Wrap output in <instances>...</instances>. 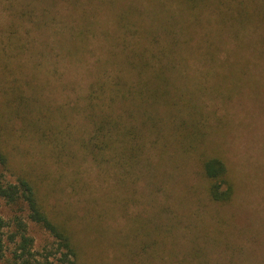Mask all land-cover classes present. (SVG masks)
<instances>
[{
    "label": "rangeland",
    "instance_id": "rangeland-1",
    "mask_svg": "<svg viewBox=\"0 0 264 264\" xmlns=\"http://www.w3.org/2000/svg\"><path fill=\"white\" fill-rule=\"evenodd\" d=\"M163 48L171 72L124 66L158 68ZM117 77L148 91L97 88ZM0 146V184L36 179L80 264H264V0H0ZM208 158L229 199L210 197ZM16 214L42 262L55 239L0 197Z\"/></svg>",
    "mask_w": 264,
    "mask_h": 264
},
{
    "label": "trees",
    "instance_id": "trees-1",
    "mask_svg": "<svg viewBox=\"0 0 264 264\" xmlns=\"http://www.w3.org/2000/svg\"><path fill=\"white\" fill-rule=\"evenodd\" d=\"M9 39V35L6 37ZM168 49V48H167ZM172 51V47H169ZM166 49L163 48L162 51ZM168 61L163 63L158 68L150 66V63L142 58V53L139 54V61H128L124 66L132 67L136 71L133 74L135 77H143L149 74H161L168 72L173 66L175 69L174 60L170 59L169 52L167 53ZM170 67L166 70L164 67ZM153 69V71H152ZM155 70V71H154ZM155 72V73H154ZM169 72V73H170ZM124 80V79H123ZM140 80V79H138ZM135 78L130 83L125 79L120 80L117 77L113 83L117 88L112 86V82H97V88L104 89V86L108 87V93L110 96L114 94H123L126 97L127 94H136V97H143L148 90L141 87V83ZM139 85H141L139 87ZM162 94L167 93L160 90ZM153 94V93H152ZM145 116V115H144ZM143 116V117H144ZM147 118V116H145ZM101 122L104 124H98L96 128V134L98 135L101 143H107L104 141L107 131L104 125H110V130H117L116 125L106 115L100 116ZM143 119V118H142ZM0 164L4 168H9V159L7 152L0 146ZM203 171L209 180L208 193L212 200L221 201L229 199L231 194V186L225 178V165L217 158H208L203 161ZM0 197L9 204L16 206L18 210L27 211V218L35 224L46 230L54 239L55 245L53 252H48L43 261H38L36 253L33 250V238L29 234L26 222L17 214L14 215L9 221L0 216V259L3 258L6 252L7 245H10V259L13 260V264H53V261H49L50 255H58L55 257L56 264H80V251L79 246L74 240L73 233L69 226L64 222L57 220L48 210L46 203L39 191L36 179L24 174H19L16 177V182H7L0 184ZM11 227L10 231L5 233V228ZM7 242L8 244H5Z\"/></svg>",
    "mask_w": 264,
    "mask_h": 264
}]
</instances>
